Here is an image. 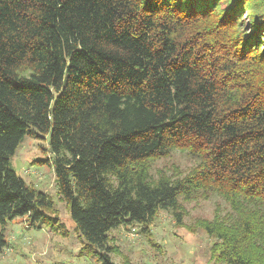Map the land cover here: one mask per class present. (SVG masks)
I'll return each instance as SVG.
<instances>
[{"label": "trees", "instance_id": "16d2710c", "mask_svg": "<svg viewBox=\"0 0 264 264\" xmlns=\"http://www.w3.org/2000/svg\"><path fill=\"white\" fill-rule=\"evenodd\" d=\"M42 135L86 256L113 264L112 229L217 194L214 262L264 264V0H0V223L63 234L9 163ZM175 149L195 165L151 174Z\"/></svg>", "mask_w": 264, "mask_h": 264}, {"label": "rangeland", "instance_id": "374dc122", "mask_svg": "<svg viewBox=\"0 0 264 264\" xmlns=\"http://www.w3.org/2000/svg\"><path fill=\"white\" fill-rule=\"evenodd\" d=\"M48 135L25 137L9 163L17 175L36 190L47 193L54 201V211L65 231L35 227L24 216L0 223L6 245L0 250V264H100L95 257L83 253V244L74 228L65 202L56 193L53 167L38 160L51 159L47 150ZM35 161V162H34ZM197 159L188 152L175 149L165 158L151 162V174L159 170L185 173ZM230 208L222 197L182 201L181 220L170 210H160L144 231L139 225L112 229L109 233L113 264H216L210 254L211 237L200 227L198 219L211 221Z\"/></svg>", "mask_w": 264, "mask_h": 264}]
</instances>
